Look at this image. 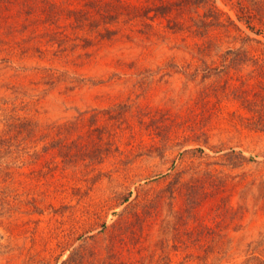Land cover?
I'll return each mask as SVG.
<instances>
[{
  "label": "rangeland",
  "instance_id": "rangeland-1",
  "mask_svg": "<svg viewBox=\"0 0 264 264\" xmlns=\"http://www.w3.org/2000/svg\"><path fill=\"white\" fill-rule=\"evenodd\" d=\"M108 1L0 0V264L264 259V0ZM93 108L112 141L60 155Z\"/></svg>",
  "mask_w": 264,
  "mask_h": 264
},
{
  "label": "trees",
  "instance_id": "trees-1",
  "mask_svg": "<svg viewBox=\"0 0 264 264\" xmlns=\"http://www.w3.org/2000/svg\"><path fill=\"white\" fill-rule=\"evenodd\" d=\"M106 8L108 9L106 16H109V18H114L118 16V7H123V11L125 10V7L123 6V3L120 0H114V1H108L105 3ZM241 17L244 16L246 17V21L250 25V18L252 16V11L249 9L247 5L241 4ZM170 7L166 4L162 5H154V6H147L143 10V14L147 17H152L151 14H149L150 11H155V14H162V15H167V13L170 12L168 10ZM212 10L214 11L215 14H219L220 10L212 4ZM114 9V10H113ZM131 15L132 17H135L136 14L140 13L139 8L137 7H131ZM219 19V18H218ZM230 21L239 28V26L236 24V22L229 16ZM221 22V20H220ZM236 53V50L233 48L229 49L226 51L225 54L230 55ZM239 54V53H238ZM103 112L104 110L93 108L91 110H85L79 112V114L73 119L69 120L66 122H60V123H53L49 124L47 127L44 129L45 136L46 135H51L55 141L58 143H61L57 151L59 152L60 155L64 157H71L70 153H72L74 149H71L69 145L67 144L68 140H80L81 138L85 137H93V131L99 130V140H105L106 142H111L113 132L111 130H107V126L101 125V121L103 120ZM12 126L15 130V134L13 137H8L6 139H3L5 142H8V145L12 144V140H23V139H32L36 137L40 130L43 128L38 126L37 124L31 122V121H18L12 123ZM106 128V129H105ZM107 137V138H106ZM75 152V150H74ZM85 152V150L83 151ZM193 198V196H192ZM192 201H196V198H193ZM126 199V197H125ZM200 202V201H199ZM200 234L197 236H194V238L191 239L195 240V244L197 246H200L201 241L203 237H205V233L208 232L207 227H203L202 230H198ZM200 241V242H199ZM256 261L251 262L250 264H264V259L260 258H254Z\"/></svg>",
  "mask_w": 264,
  "mask_h": 264
}]
</instances>
